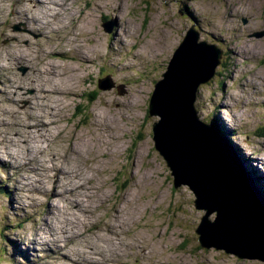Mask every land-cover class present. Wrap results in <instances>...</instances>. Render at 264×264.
I'll use <instances>...</instances> for the list:
<instances>
[{
	"label": "rangeland",
	"instance_id": "obj_1",
	"mask_svg": "<svg viewBox=\"0 0 264 264\" xmlns=\"http://www.w3.org/2000/svg\"><path fill=\"white\" fill-rule=\"evenodd\" d=\"M19 1L0 0V264H264L200 246L204 210L173 187L148 114L193 25L222 51L198 115L264 198V0ZM27 15L50 18L42 34Z\"/></svg>",
	"mask_w": 264,
	"mask_h": 264
},
{
	"label": "water",
	"instance_id": "obj_2",
	"mask_svg": "<svg viewBox=\"0 0 264 264\" xmlns=\"http://www.w3.org/2000/svg\"><path fill=\"white\" fill-rule=\"evenodd\" d=\"M221 56L216 45L199 40L193 25L186 30L149 98L148 114L158 117L152 139L173 187L187 186L195 208L204 210L195 228L200 246L264 261V200L195 105L198 87L214 76Z\"/></svg>",
	"mask_w": 264,
	"mask_h": 264
},
{
	"label": "bare ground",
	"instance_id": "obj_3",
	"mask_svg": "<svg viewBox=\"0 0 264 264\" xmlns=\"http://www.w3.org/2000/svg\"><path fill=\"white\" fill-rule=\"evenodd\" d=\"M10 1V0H9ZM18 2H19V4H21V2L22 1H19V0H17ZM48 1V0H47ZM71 1V0H70ZM104 1V0H103ZM38 2H43V0H38L37 2H35V3H33V4H30L29 5V7H28V9L29 10H34V11H38V9H39V7L41 6V4L40 3H38ZM52 3L54 2V0H52L51 1ZM58 2V1H57ZM48 3V2H47ZM51 3V4H52ZM61 3V2H60ZM103 3V2H102ZM27 6V5H26ZM49 6V5H48ZM55 6V5H54ZM57 6V5H56ZM55 6V7H56ZM4 7V6H3ZM15 7H17V6H15ZM47 7V6H46ZM51 7V6H50ZM50 7H49V9H50ZM55 7H52V8H55ZM59 7V6H58ZM62 7V6H61ZM27 10V9H26ZM14 11V10H13ZM17 11V10H16ZM18 11H19V9H18ZM42 11V10H41ZM60 11V10H59ZM62 12V11H61ZM1 13V12H0ZM23 13H24V11H23ZM37 13H39V12H37ZM41 13V12H40ZM59 13V12H58ZM34 15V14H33ZM53 15H56V9H55V11H54V13H53ZM16 16V15H15ZM14 16V17H15ZM41 16V15H40ZM13 17V16H12ZM32 17H34V16H30V15H27V16H25V20L28 22V20H30ZM42 17V16H41ZM44 18V17H43ZM43 18H40V17H34V26H32L33 28V30H37V31H41L40 30V28L42 27L43 29H44V27H45V24L47 23V22H49V21H47V20H49V19H45V22H43L42 21V19ZM65 19V18H64ZM13 20V19H12ZM23 20V19H22ZM63 21V20H62ZM15 23V22H14ZM25 23V22H24ZM58 23V22H57ZM63 23V22H62ZM35 24H37V27H35ZM51 24H52V26L53 25H55L54 24V22L53 21H51ZM25 25H26V23H25ZM26 27H27V25H26ZM46 28V27H45ZM50 29H51V27H50ZM52 31H59V27L58 28H54V27H52V29H51ZM12 30H10V32H11ZM27 31H28V29H27ZM44 31V30H43ZM23 33V32H22ZM36 33V32H35ZM39 33H43L42 31L41 32H39ZM118 33V32H117ZM31 34H34V33H31ZM42 36V35H41ZM67 37H65V38H63V39H66ZM135 38H137V37H135ZM143 38V37H142ZM143 39H145V38H143ZM62 40V39H61ZM119 41H123V39H121V40H119ZM117 42V41H116ZM28 43V42H27ZM124 43H126V42H124ZM117 44V43H116ZM130 46H132V45H130ZM134 46V45H133ZM135 47V46H134ZM122 48V47H121ZM256 47H254L253 45H251V46H249V48H242L243 49V51H245V52H249V49L250 50H254ZM17 50H19L18 52H16V53H21V49H17ZM78 52H79V49L77 50ZM234 52L235 51H233V55H235L234 54ZM22 54V53H21ZM22 57H23V55H22ZM109 57V56H108ZM63 58V57H62ZM91 58V57H90ZM6 59V58H5ZM64 59V58H63ZM13 60V59H12ZM70 60L71 61H73V59H71L70 58ZM15 61H25V60H22V59H20V60H15ZM86 61V60H85ZM25 62H27V60L25 61ZM91 62H93V59L91 58ZM88 63V62H87ZM84 65H85V63H84ZM129 67H131V66H129ZM2 73V72H1ZM71 77V76H70ZM71 81V80H70ZM0 82H2V74H0ZM72 83V82H71ZM71 85V84H70ZM41 87V86H40ZM55 89V88H54ZM40 97V96H39ZM17 99V98H16ZM45 99V98H44ZM41 100H43V99H41ZM6 102V101H5ZM8 103V102H7ZM28 117V116H27ZM29 118V117H28ZM3 120H5L4 118H2ZM6 121V120H5ZM32 125H29V127H31ZM2 137H4V136H2ZM224 145H225V147H227V149H229V147H228V143L227 142H224L223 143ZM31 153H32V150H31ZM251 156H249L248 157V159H252V158H254L253 156H252V154H250ZM49 160V159H48ZM255 160H257L258 161V158H255ZM242 162V161H241ZM242 164H244V163H242ZM243 166V165H242ZM251 168H252V166H251ZM241 169V168H240ZM246 170H247V172L249 171V168H248V166L245 168ZM254 171H255V173H257V171L254 169V168H252ZM242 172H243V170H241ZM251 171V170H250ZM248 176V175H247ZM257 177V176H256ZM255 177V178H256ZM250 179V178H249ZM250 180H252V179H250ZM256 186V185H255ZM54 190H52L51 192H53ZM55 192V191H54ZM258 195H259V193H258ZM56 196H57V194H56ZM262 196V195H261ZM260 197V196H259ZM260 199H261V197H260ZM260 221V220H259ZM109 227H112L111 225H109ZM56 230V229H55ZM57 232V231H56ZM225 233L227 234V232L225 231ZM224 233V234H225ZM62 234V233H61ZM62 236V235H61ZM228 238V237H227ZM36 242V241H35ZM67 243V242H66ZM66 243H65V245H66ZM63 244V243H62ZM56 249H57V251L59 252V256H58V258H57V260H63V261H67V262H71L72 263V261H73V259L71 258V257H69L67 254H65L64 252H63V250L65 249L64 248V245H62L61 247H58L57 246V243H56ZM134 252V251H133ZM77 254V253H76ZM80 254V253H79ZM128 254L130 255V254H133V253H131V250H130V247H128ZM136 254H138V253H136ZM74 257V256H73ZM97 257V256H96ZM92 258H94V256L92 257ZM82 259V258H81ZM97 259V258H96ZM84 260H89V259H87V258H85ZM74 261H76V262H78V264H84V263H82V261H79L78 259H75ZM113 261V260H112ZM73 264V263H72ZM93 264V263H92Z\"/></svg>",
	"mask_w": 264,
	"mask_h": 264
},
{
	"label": "trees",
	"instance_id": "obj_4",
	"mask_svg": "<svg viewBox=\"0 0 264 264\" xmlns=\"http://www.w3.org/2000/svg\"><path fill=\"white\" fill-rule=\"evenodd\" d=\"M210 123H211V122H210ZM212 124L217 128V130H218V132H219L218 125H217L215 122H212ZM230 134H232V133L230 132ZM254 180H255V182L258 181L257 178H256V179L254 178ZM253 182H254V181H253ZM256 187H257V186H256ZM257 189H258V188H257ZM258 191H259V189H258ZM259 193L262 195V196H261V195H260V196H261L262 199L264 200L262 192H259Z\"/></svg>",
	"mask_w": 264,
	"mask_h": 264
}]
</instances>
